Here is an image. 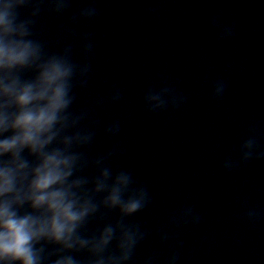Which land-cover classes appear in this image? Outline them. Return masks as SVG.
Masks as SVG:
<instances>
[{
  "label": "clouds",
  "instance_id": "1",
  "mask_svg": "<svg viewBox=\"0 0 264 264\" xmlns=\"http://www.w3.org/2000/svg\"><path fill=\"white\" fill-rule=\"evenodd\" d=\"M73 2L0 0V264H137L138 249L152 237L158 247L140 264H180L182 233L199 227L202 215L181 205L146 229L133 217L151 205L148 188L132 171L112 164L125 147L116 142L92 152L101 127L107 141L120 136V120L101 126L97 113L122 103L124 94L113 86L76 107L89 86L95 50L94 34L76 28L95 21L100 10L95 0H85L73 11ZM65 16L49 41L41 21ZM208 27L218 42L235 36L234 21L211 16ZM206 83L208 99L221 101L227 81ZM188 100L161 75L145 87L141 103L149 115L171 116ZM252 162H264V130L256 121L248 123L221 168L231 175ZM238 206L237 222L250 228L264 222V209L246 198Z\"/></svg>",
  "mask_w": 264,
  "mask_h": 264
},
{
  "label": "water",
  "instance_id": "2",
  "mask_svg": "<svg viewBox=\"0 0 264 264\" xmlns=\"http://www.w3.org/2000/svg\"><path fill=\"white\" fill-rule=\"evenodd\" d=\"M84 2L74 0L72 10ZM95 5L100 16L76 28L95 36L92 77L76 107L113 86L123 91L122 103L97 113L101 126L120 120V136L107 141L101 127L92 152L116 142L125 147L113 167L132 171L152 198L133 221L151 230L178 206H193L203 221L183 231L180 264H264V222L250 228L236 220L241 199L264 209V162L231 175L221 168L250 121L264 130V0H95ZM147 8L158 13L146 15ZM211 16L236 23L232 40H216L208 27ZM66 18L41 21L49 41ZM161 75L189 97L171 116L149 115L141 103L145 87ZM217 77L228 88L213 102L206 79ZM157 247L150 238L138 249L137 264ZM160 251L167 254L166 248Z\"/></svg>",
  "mask_w": 264,
  "mask_h": 264
}]
</instances>
